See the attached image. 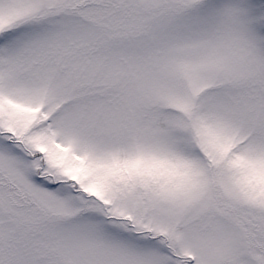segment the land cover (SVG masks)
I'll use <instances>...</instances> for the list:
<instances>
[{"label": "snow or ice", "instance_id": "6c2138e0", "mask_svg": "<svg viewBox=\"0 0 264 264\" xmlns=\"http://www.w3.org/2000/svg\"><path fill=\"white\" fill-rule=\"evenodd\" d=\"M0 264H264V0H0Z\"/></svg>", "mask_w": 264, "mask_h": 264}]
</instances>
